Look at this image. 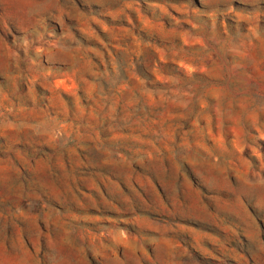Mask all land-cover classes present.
<instances>
[{"label": "rangeland", "instance_id": "1", "mask_svg": "<svg viewBox=\"0 0 264 264\" xmlns=\"http://www.w3.org/2000/svg\"><path fill=\"white\" fill-rule=\"evenodd\" d=\"M0 264H264V0H0Z\"/></svg>", "mask_w": 264, "mask_h": 264}]
</instances>
